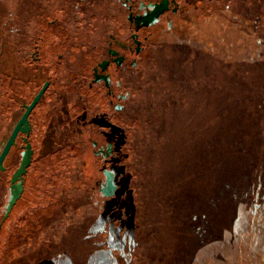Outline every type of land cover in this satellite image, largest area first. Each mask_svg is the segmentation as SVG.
Segmentation results:
<instances>
[{"label":"flooded vegetation","instance_id":"1","mask_svg":"<svg viewBox=\"0 0 264 264\" xmlns=\"http://www.w3.org/2000/svg\"><path fill=\"white\" fill-rule=\"evenodd\" d=\"M164 1L165 6L161 5L162 10L156 15V20L148 26H142L140 18L154 15L152 5ZM205 1L220 0H47V10L36 5L31 12L30 22L20 17L23 26L19 30V56L15 63L5 64L2 71V134H5L2 148L24 114V106L31 103L45 84L47 87L28 116L30 133L27 140L32 155L22 178L23 192L9 216L0 224V229L14 215L15 222L20 225L27 239L31 237V257H48L49 250L44 243L63 240L65 245V242L70 243L72 240L79 243L74 250L79 248V256L84 264L89 258L100 264L103 256L108 257L112 264H264V187L260 182L263 173L258 176L260 183L255 187V192L249 190L243 194V202L234 210L232 224L226 225L229 228L225 226L214 234L211 220L205 219L208 246L213 251L217 250L212 258L210 255L202 258L193 243V235L198 230L194 228L195 232L193 229L197 219L192 216L188 218L187 208H183L182 204L172 205L181 210L179 220L182 226L179 232L182 234L181 230L184 231L186 242L182 247L167 252L153 244L144 246L143 249H148L145 260L138 261L133 258L138 250L137 243H132L129 238L124 241L130 231L138 228L135 217L140 216L135 201V182L126 168L125 145L129 142L131 131L138 125L135 115L143 114L153 107L156 111V102L152 101L151 106V94L149 96L152 90L159 93V100L174 98L170 94L171 86L163 90L162 84L150 88L148 81H144L148 74L144 73L150 63L159 67L167 49L180 51L173 56H183L182 52L193 50L197 38L208 34L209 22L225 18L208 11L200 14ZM224 13L229 14L227 11ZM69 19H81L74 21L78 28L101 30L102 34L95 42L83 38L84 42L72 44L70 41L78 38L74 36L69 41ZM28 25L34 33L31 44L24 41ZM74 50L81 51L82 65L78 77L74 70L68 68L75 61L70 52ZM166 111L183 109L173 107ZM169 130L164 140L168 146L174 141L176 133ZM24 146V134L18 133L15 144L2 163L4 170L0 171V195H5V200L0 222L9 195L10 178L20 163ZM89 148L91 166L102 176L93 194L103 200L100 204L90 194V186L81 183L77 175L82 167H87L80 157L81 149L86 152ZM61 153H64V158L56 161L52 168L53 164L46 169L36 168L35 163L40 157ZM78 166L80 169L76 174ZM60 170V175L68 176V180L70 175L71 179L79 183L78 198L76 194L72 200L71 196L65 197L68 191L66 186L61 187L59 197H54V189L63 183L61 178L51 176L50 172L53 174ZM104 170L113 174V185L116 186L114 195L108 198L102 197L98 191L105 180ZM45 178L53 179V182L47 181L46 185H51L48 189L50 192L47 190L44 194L50 196L48 208L39 205L40 189ZM170 180L168 190L181 195L176 178L171 176ZM69 201L81 215L78 226L73 228L75 238L68 225L69 220L65 219ZM87 204L92 211L90 214L86 213ZM111 205L115 209L121 207L122 212L111 215ZM29 208L34 210L35 217L26 220L24 209ZM145 213L142 215L143 221L147 222L148 213ZM205 221L202 220V223ZM106 222L112 224L109 234L104 238L103 225ZM91 225H94V231L88 230ZM119 236L123 239L118 245L116 238ZM34 238L38 239L35 241ZM126 246L131 248V255L124 254ZM67 256L64 254L63 258Z\"/></svg>","mask_w":264,"mask_h":264},{"label":"rangeland","instance_id":"2","mask_svg":"<svg viewBox=\"0 0 264 264\" xmlns=\"http://www.w3.org/2000/svg\"><path fill=\"white\" fill-rule=\"evenodd\" d=\"M36 5L43 6L47 10L49 3L47 0H39V2H35V0H0V147L5 137V134H2V71L5 64L15 63L18 59L19 30L23 26L20 23V17L25 18V22H30L31 12ZM205 11L218 13L219 16H224L226 20L234 18L238 23L232 25L229 29L226 43L222 46L219 45L220 49L215 54L203 59L195 71L198 80L201 82L197 90L198 94L195 97L196 109L177 114L171 112L172 114L167 115L168 119L165 120V115L158 105L156 111L153 107L152 110L135 115L136 119L139 120L140 132L135 137L133 157L135 161L145 164L143 169H146V171L150 172L152 168L156 170H153L155 171L154 176H156L152 181L153 185L149 188L144 186L145 190L143 189L135 197L136 200L141 202L137 205L140 216L135 217V221L139 226L130 231L124 239V241L130 239L132 243H137L138 250L135 251L133 258L138 259V261L145 260L144 256L148 249H143L144 246L148 247L153 244L156 247H162L164 251L170 252L186 243L184 231L181 230L182 234L179 232L182 226L179 220L181 210L169 205V201H166L165 196L159 193V189H161L159 182L164 181L168 170H170V173H168L171 174L172 178H176L179 188H181L182 198L179 197V204H182L183 208H187L188 218L192 216L197 219L193 229L198 228V230L193 235V243L204 259L209 255L212 258L217 253V250L213 251L208 246L207 222L205 219L211 220L214 234L219 233V230L221 231L226 225L232 224L235 218L234 210L238 204L243 202V194L249 192V190L255 192V187L260 182L264 187V172L261 181L258 180V171L264 159V64H261L249 75L245 61V52L249 45L253 43L248 35L249 25L253 20L258 22L259 27L260 23L262 25L264 22L262 18L257 17L255 19L254 17L256 12L259 16L264 15V0L205 1L204 10L203 12L199 11V13ZM225 11L229 14H225ZM247 14L250 16L247 17L249 21L246 26H243L241 19L246 18ZM193 18L191 20H194ZM74 21H81V19H69L67 21L69 41L71 37L77 36L78 38L76 41H70L72 44L84 42L82 41L83 38L92 39L95 42L102 34L101 30L88 31L89 29H80L74 24ZM32 35L34 33L32 34L31 27L28 25L24 33V41L31 44ZM246 41L247 45L245 44ZM206 44L210 43L206 42ZM223 51L226 56L222 55ZM70 52L75 57V61L72 64L70 63L68 68L74 70L75 76L78 77L82 65L81 51L74 50ZM177 52L180 51H169L167 49L161 57L159 67L150 63L148 70L144 73L148 74L144 81H148L150 88L162 84L161 90H163L164 87L168 88L176 85L169 79L167 71L174 70L178 72L180 68L178 56H173L178 55ZM191 52L188 50L182 52V54H190V57H192ZM191 95H193V92H191ZM149 96L151 102L155 99V101H159V93H156L155 90H152ZM6 120L8 122V118ZM176 126L183 130L179 132V127L176 128ZM169 129L176 133L174 135L175 143L173 142L172 145L168 146L166 142L164 143V140L167 136L165 134L170 131ZM187 137L190 142L188 147L185 143ZM169 141L171 140L169 139ZM195 145L198 148V156L196 157L194 155ZM150 147L154 150L151 154V160L147 157V155H150L148 153ZM81 152L80 157L86 162L87 167L80 169L78 166L75 172L77 174V171L81 170L77 174L79 181L90 186V194L100 204L103 200L93 194L102 176L91 166V149L89 148L86 152L81 149ZM62 158H64V153L44 158L40 157L37 159L35 166L36 168L46 169L53 164L50 167L52 168L55 162ZM188 160H190L189 163ZM60 172L61 170L59 172L55 171L53 174L50 172L51 176L61 178L63 183L54 189L56 191L54 197H59L61 187L66 186L68 191H66L65 197L71 196L72 200L77 195L76 198H78L79 183L71 179L72 176L70 178V175V180H68V176L63 177ZM134 175L135 177L138 176L136 172ZM47 181L53 182V179L45 178L43 180V187L40 189V193H43V195L51 186L50 184L46 185ZM48 191L50 192V190ZM4 200L5 195H0V217ZM46 201L47 197L40 198L42 206L45 205ZM110 208L111 215L122 212L121 207L115 209L111 205ZM143 212L148 213L147 222L143 221ZM79 218L80 214L77 212L75 216L71 217L70 222H67L72 233L74 224L79 221ZM230 218L231 222L229 223ZM202 220L206 223H202ZM13 222H15V219H13ZM111 224L104 223V238L109 234ZM116 227L117 225L112 230L115 231ZM194 230L196 232V229ZM73 234L75 238L76 235ZM6 235L3 234L5 240ZM0 237V264H2L4 253L2 230ZM107 238L109 239V236ZM36 239L38 238H34L35 241ZM122 239L121 236L116 238L118 245L122 243ZM75 244V247H78L79 243L76 242ZM87 246H89V243H87ZM67 247H69L68 244H65V248ZM33 248L34 250L36 248L34 242ZM32 250V247H24L22 251L25 256H29ZM123 250L124 254L131 255L130 247L126 246ZM73 252L79 257V248H75ZM117 254L120 256V253ZM14 255L16 256L15 253Z\"/></svg>","mask_w":264,"mask_h":264},{"label":"trees","instance_id":"3","mask_svg":"<svg viewBox=\"0 0 264 264\" xmlns=\"http://www.w3.org/2000/svg\"><path fill=\"white\" fill-rule=\"evenodd\" d=\"M241 1V0H236V2ZM242 5V2H241ZM247 17H250L249 14H247L246 18L244 17L243 19H241L242 25L246 26V24L248 23L249 19ZM254 17L255 19L257 17H259L260 19L262 18L264 20V15L263 16H259L258 13H254ZM238 23L236 19H228L226 20L224 19H217V20H213L212 22L210 21V28L208 30V34L206 35H200V37L197 38L196 41V46L192 51L191 54L193 55L192 57H190V54H184L183 56H178L177 59L179 61V70L174 71V70H168L167 71V75L169 78H171V80L173 81V83H175L176 85H172L171 86V92L170 94L174 97H172L173 99L171 100H167V99H161L158 102L157 101H153V102H157L154 106L157 108V105L160 106L162 113L165 115V119H168V117H166L167 115L172 114L171 112H167L166 110L170 109V108H177V109H183V111H176L174 112L175 114L177 113H184V112H189V110L191 109H196V103H195V97L198 94V88L200 86V81L197 78V74L195 73L196 69L199 67L200 62L203 61V59L207 58L208 56H211L213 54H215L220 48L219 45L222 46L223 44L226 43L227 39H228V32L229 29L231 28V26L234 24ZM208 24V23H207ZM251 25L249 28V32L248 35L250 36V38L253 40V43L251 45H249L247 51L245 52V61L247 63V73L249 75H251V73L253 72V70H255L257 67H259L261 64H264V22L260 23V27L258 26V22L256 21H252L250 23ZM206 25V24H204ZM206 42H209L210 44H206ZM245 44L247 45V41L245 42ZM199 48V49H198ZM222 55L226 56L225 52L223 51ZM228 56V54H227ZM177 72V73H175ZM194 72V73H193ZM204 82V81H203ZM180 91H182L183 93L181 94ZM191 92H193V95L190 96ZM153 102L152 105L153 106ZM138 123L137 126H135L133 128V130L131 131V135L129 136V142H127V144L125 145L126 147V154H127V171L132 174L133 180L135 182L134 184V189H135V196L138 194H140L143 189L145 190V187H151L153 185V180L156 176H154L155 174V169L152 168V170L146 171V169L144 168V163L140 162V161H135L134 159V155L133 152L135 150V142L136 139L135 137H137V135L139 134L138 132H140V125H139V120L136 119V124ZM179 132L180 130H183L181 128H178ZM187 132V130H185ZM187 136V134H186ZM141 139V137H140ZM139 139V142H140ZM187 142V147L190 146V142L188 140V137L186 138ZM181 140V139H180ZM182 141V140H181ZM138 142V143H139ZM175 143V140L173 141ZM172 142V143H173ZM137 143V144H138ZM147 145V144H146ZM172 145V144H171ZM148 147V146H147ZM197 145H195V151H194V155L195 157L198 156V150H197ZM148 152L150 155H147V157H149V159L151 160V154L153 153L154 150L151 149V147L149 148ZM189 151V149H188ZM156 153V152H154ZM191 153V152H190ZM189 154V152H188ZM198 159L196 158V161ZM190 160H188L189 163ZM196 163V162H195ZM155 170V171H153ZM137 173V177H135L134 173ZM153 172V173H152ZM169 170L167 171V176L164 179V181H160L159 182V187H161V189H159V193L163 196H165L166 201H169V205H179L180 202H178V200H180L179 197L182 198V194L178 195L176 193H174L173 191H171L170 189L168 190V185L169 182L171 181V175L168 173ZM259 175L262 174L264 172V159L262 160L261 163V168L259 169ZM147 176V177H146ZM148 191V189H146ZM165 194V195H164ZM46 198V195H43V193L39 194V205H41L40 203V198ZM50 196L47 197V201L45 203V205L47 206L49 204L48 200H50L49 198ZM162 197V196H161ZM170 199V200H169ZM137 205H139L138 200H136ZM28 202H31L30 200ZM68 207L66 208V220H69L72 216H75L77 214V212H79L78 209H75V205L72 203V201L68 202ZM45 205H43L42 207H44ZM54 205V204H53ZM45 206V208H46ZM41 208V207H40ZM48 208V206H47ZM33 211L31 208L25 210L24 209V218H26V220H31L33 217H35V214H33ZM39 211H41V209H39ZM90 212H92L90 210V206L89 204L86 205V213L90 214ZM41 213V212H39ZM80 214V213H79ZM81 217V215H80ZM14 215L11 216L10 221L7 222V224L5 225V227H1L0 229V233L2 230V243L3 244V249H4V253H3V260H2V264H84L81 257H77L73 250L75 247V242H65V244H68L69 247L65 248L64 242L63 240H55V241H50L49 243H44V246L47 250H49L47 253V255L44 257L42 256H34L31 257L32 255H27L25 256L23 253V248H29L32 246V242L30 241L31 237H28L25 235V233L22 232V230L20 229V225L17 224L16 222H13ZM80 219V218H79ZM29 224V222L27 223ZM63 224V223H62ZM66 224V223H65ZM75 226H78V223L74 224ZM94 225L92 226H88V230L93 229L94 231ZM95 233V232H94ZM3 234H7L6 236V240L3 238ZM1 239V237H0ZM27 239V240H26ZM31 242V243H30ZM63 242V243H62ZM19 251V252H18ZM51 251V252H50ZM14 253L16 254V256L14 255ZM20 255H19V254ZM67 254L68 256L66 258H63V255ZM50 256V257H49ZM79 258V259H78ZM86 264H97L96 261L94 259H88ZM100 264H112L111 260L106 257L103 256L102 261Z\"/></svg>","mask_w":264,"mask_h":264},{"label":"water","instance_id":"4","mask_svg":"<svg viewBox=\"0 0 264 264\" xmlns=\"http://www.w3.org/2000/svg\"><path fill=\"white\" fill-rule=\"evenodd\" d=\"M165 1L162 2V4L159 5H152L153 10H154V15L146 16L143 18H140L142 21V26H148L152 22L156 20V15L159 14L162 10V6H165ZM162 5V6H161ZM47 84L43 86V88L39 91V93L34 97V99L31 101L29 105H25V112L18 121V123L14 126L12 129L9 138L5 145L2 148H0V171L4 170V167L2 165L4 158L8 154L10 148L15 144V138L18 135V133L24 134V151L21 153V160L20 163L17 167V169L13 172L11 178H10V186H9V195L7 202L4 206L3 210V216L1 218L0 224L9 216L13 206L16 204L17 200L20 198L22 192H23V182L22 178L26 174V169L30 165L31 161V155H32V150L30 147V144L27 140V137L29 136L30 133V125L28 122V116L30 115L31 111L33 108L36 106L38 101L40 100L41 96L43 95ZM103 174L105 176L104 182L101 184V187L99 188V192L102 197L108 198L114 195V191L116 189V186L113 185V179L114 176L111 172L108 170H104Z\"/></svg>","mask_w":264,"mask_h":264}]
</instances>
